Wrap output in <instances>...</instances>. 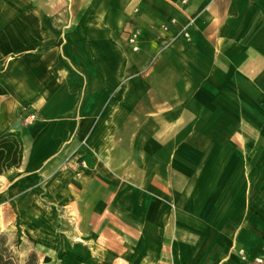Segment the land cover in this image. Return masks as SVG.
<instances>
[{
  "label": "crops",
  "instance_id": "crops-1",
  "mask_svg": "<svg viewBox=\"0 0 264 264\" xmlns=\"http://www.w3.org/2000/svg\"><path fill=\"white\" fill-rule=\"evenodd\" d=\"M0 183L44 264H264V0H0Z\"/></svg>",
  "mask_w": 264,
  "mask_h": 264
},
{
  "label": "rangeland",
  "instance_id": "rangeland-1",
  "mask_svg": "<svg viewBox=\"0 0 264 264\" xmlns=\"http://www.w3.org/2000/svg\"><path fill=\"white\" fill-rule=\"evenodd\" d=\"M7 190L8 188L0 183V242H3V248L8 250L9 255L18 264H23L31 254L36 255L39 264H44V253L41 248L48 234L39 229L49 225L58 226L61 216H47L41 221L40 216L46 212V202L42 201L36 202L37 205L33 207L37 215L36 220L29 217L28 213L16 212V206L20 201L16 196L25 189L18 190L17 193H10Z\"/></svg>",
  "mask_w": 264,
  "mask_h": 264
},
{
  "label": "built area",
  "instance_id": "built-area-1",
  "mask_svg": "<svg viewBox=\"0 0 264 264\" xmlns=\"http://www.w3.org/2000/svg\"><path fill=\"white\" fill-rule=\"evenodd\" d=\"M186 2H187V0H182V3L183 4H185ZM134 11L137 12V10H134ZM161 29L163 31H168V26L163 25L161 27ZM138 35L139 34H138L137 31H132V32L129 33L128 39H127L128 44L132 47V51H134V52H137L139 50V46H138ZM184 36L186 38H188V35L186 33H184ZM34 118H35L34 116L30 115L28 118H26L25 121H26V123H31L32 121H34ZM256 262L258 264H263V261L260 260V259H257Z\"/></svg>",
  "mask_w": 264,
  "mask_h": 264
},
{
  "label": "trees",
  "instance_id": "trees-1",
  "mask_svg": "<svg viewBox=\"0 0 264 264\" xmlns=\"http://www.w3.org/2000/svg\"><path fill=\"white\" fill-rule=\"evenodd\" d=\"M3 242H0V264H18L15 259L9 255L7 249L3 248ZM23 264H39L35 254H31Z\"/></svg>",
  "mask_w": 264,
  "mask_h": 264
}]
</instances>
